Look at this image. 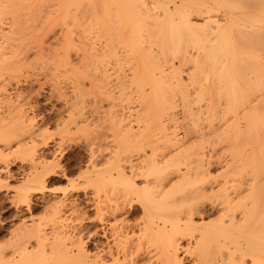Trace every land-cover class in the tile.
Wrapping results in <instances>:
<instances>
[{
	"label": "bare ground",
	"instance_id": "obj_1",
	"mask_svg": "<svg viewBox=\"0 0 264 264\" xmlns=\"http://www.w3.org/2000/svg\"><path fill=\"white\" fill-rule=\"evenodd\" d=\"M32 75L82 131L83 197L43 190L70 176ZM4 232L0 264H264V0H0Z\"/></svg>",
	"mask_w": 264,
	"mask_h": 264
},
{
	"label": "rangeland",
	"instance_id": "obj_2",
	"mask_svg": "<svg viewBox=\"0 0 264 264\" xmlns=\"http://www.w3.org/2000/svg\"><path fill=\"white\" fill-rule=\"evenodd\" d=\"M38 77L39 76H37V77L36 76L35 77L33 76L32 79H29L28 80V82L23 83L22 89H23V92H24V95L25 96L27 95V92H29L30 90H32L33 93L30 91L32 94H30V93L29 94L33 96L34 103H36L37 100H38V102L36 103L37 104V107H38L37 110L39 112H41V114L42 113H44V114H46V113L48 114L49 113L48 115H50L49 117H51L53 115V113L55 112L54 111L55 110V107H58V105H60V103L57 102V99H55V97L49 96L51 94V92H50L51 90L49 89V88H51V85H50L51 82L50 81H46V80L44 81V78L43 77L41 78V76L39 77V79H38ZM112 77L113 76H111V78ZM40 79H43V82L40 81ZM30 80H31V82H30ZM32 80H34V81H32ZM36 92H38V95H37ZM34 98H36V99H34ZM35 100H36V102H35ZM119 100H121V99H118V100H117V98L115 99V107H119L118 109H120V111H122V110H124L122 108L125 106V104H126L127 101L124 102V100H121V101H119ZM55 104H56V106H55ZM116 104H118V105L116 106ZM54 116H55V114L53 115V117ZM53 117L49 118L50 119V123H48L47 125H45V127L43 126V129L41 131V138H44V140L48 142L49 147H50V145H53V144L56 145L55 143H57L58 141L60 142L62 140L63 146H64V152L62 151L63 153H62L61 157L58 156V159L61 158V159H59L60 160L59 163L61 162L60 163L61 167H63V168L65 167L66 168V169L65 168L64 169L66 170V172L68 171L67 172V175L69 174L68 176H70V177L68 178L66 176V178L63 177V178H59L57 180H51V181H49L47 183V185H46L47 188L45 187V189H43V190L46 193V195L48 193L50 196H52L51 194H54V195L55 194L56 195L57 194L62 195V193L64 194L66 192H69V190L71 189L73 195L76 194V195H80V196L83 197L84 190H85V187H84L85 184L83 185L84 181H83V177L81 175H82V172L85 170V166H86V162H87V160H86L87 159V155L85 154V150H84L83 145H82L83 140H84L83 137L81 138V136H83V135H81L82 134V131H76L75 130V132H72L73 134L74 133H77L74 136H77L78 135V137L75 138L72 133H70L71 135L69 133H67L69 130L66 131V129L63 126H59V125L57 126V123H55L56 122L55 121V118H53ZM51 119H52V121H51ZM73 129H75V128L73 127ZM72 136H73V138H72ZM77 140H79V141H77ZM80 140L82 142H80ZM54 145L51 146V148H50L51 151L54 148ZM17 154L18 153H13L12 155L13 156H16L18 158L13 157V156H11V157L15 159L16 165H20L22 163L21 160H20L21 157H20V154H18V155ZM80 154H82L83 156L80 155ZM79 161H81L82 164L81 163L79 164L78 163ZM16 165L14 167H16ZM26 165L28 166V164H25V167H27ZM69 169H70V171H69ZM73 179H75V180L73 181ZM79 182L81 183V185L79 184ZM72 183H75V184L78 183L79 185L77 184V186L78 187H81L82 189L81 188H78V187H77L78 189H76V190H75V188L72 189L74 187V185ZM14 184L16 185V184H18V182H15L14 181L13 185ZM10 192L11 193H14V190H11ZM49 203L48 202L45 203L46 204V207H44L45 206L44 203L43 204L42 203L38 204L32 210V212H30L29 215L28 214L27 215L29 217L30 216L31 217L34 216V217H32V220L35 221V222L38 221V222L45 223V221H46V223H48V222L51 223L50 221L52 220L51 219L52 218V209H49L48 208V207L51 208L50 205H47ZM95 212H96L95 210L87 208V212L86 213L83 212L86 216H84V215H82V216H84L85 218L88 217L90 219H88V218L85 219V220H87L85 222H89V221H91V219L95 218L96 217V213ZM8 214H10V212L5 213V215H8ZM66 218H67V221H68V217H66ZM64 221H65V219H64ZM12 245L13 244H12L11 238H10V236H9L8 233L4 232L3 234H0V253L3 252V251H6V252L8 251L9 252L10 251V248L12 249Z\"/></svg>",
	"mask_w": 264,
	"mask_h": 264
}]
</instances>
